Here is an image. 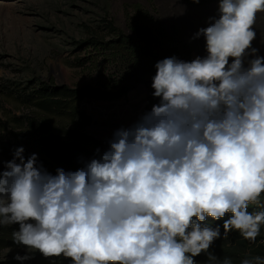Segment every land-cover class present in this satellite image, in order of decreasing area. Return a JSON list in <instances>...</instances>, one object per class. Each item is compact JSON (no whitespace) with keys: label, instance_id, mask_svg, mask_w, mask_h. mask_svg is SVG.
<instances>
[{"label":"clouds","instance_id":"obj_1","mask_svg":"<svg viewBox=\"0 0 264 264\" xmlns=\"http://www.w3.org/2000/svg\"><path fill=\"white\" fill-rule=\"evenodd\" d=\"M217 12L193 36L207 55L158 61L159 102L99 158L53 175L37 154L13 151L0 172V225H19L16 245L72 264H198L221 238L207 218L226 215L223 235L256 241L264 210L248 209L264 197V56L252 42L264 0H219Z\"/></svg>","mask_w":264,"mask_h":264},{"label":"rangeland","instance_id":"obj_2","mask_svg":"<svg viewBox=\"0 0 264 264\" xmlns=\"http://www.w3.org/2000/svg\"><path fill=\"white\" fill-rule=\"evenodd\" d=\"M217 10L218 2L190 7L181 0H0V85L47 78L57 85L98 89L96 84L102 77L97 69L82 71L63 65L65 59L72 61L75 54H80L73 41L85 37V26L95 28L104 20L111 21L126 32V24L139 21L140 12H148L163 23L167 32L186 46L192 60L197 56L204 57L207 55L205 39H193V36L200 28L208 26V18L217 16ZM254 30L256 38L252 47L258 50L257 55L264 56V13L258 14ZM164 54L171 57L166 52ZM252 58L248 56L245 63ZM4 108L15 116L28 114L27 110L19 109L14 103H5ZM110 109L86 96L80 103V110L84 115H90L91 119L85 115L68 128L96 141L109 142L119 128L112 127L107 132L98 127L95 116H106L111 113ZM22 135V146L28 155L37 154L38 160L42 161L40 164L53 175L58 167L49 162V149L55 144L82 145L77 139L67 136L47 139L38 135ZM248 210H264V197L260 204H250ZM239 236L233 238L221 233V238L212 244L207 253L202 252L194 259L198 264H221L225 258H230L232 264H241L246 258L264 257V226L255 242ZM209 254L216 259L209 260ZM17 255H27L29 260L44 258L50 264H72L70 258H45L38 251L29 252L23 245L2 249L0 264H21L15 258Z\"/></svg>","mask_w":264,"mask_h":264},{"label":"trees","instance_id":"obj_3","mask_svg":"<svg viewBox=\"0 0 264 264\" xmlns=\"http://www.w3.org/2000/svg\"><path fill=\"white\" fill-rule=\"evenodd\" d=\"M187 6L199 7L219 0H181ZM140 20L126 24V32L114 26L111 21L104 20L95 28L84 27V38L73 41L80 54H75L73 60L65 59L63 65L80 70H96L101 75L97 82L98 89L90 90L72 88L67 85H57L51 79L37 78L35 82L9 83L0 85V172L4 162L13 158V151L22 146L24 135H38L47 139H59L64 136L75 138L81 146L55 144L48 152V160L52 165L68 171H75L93 158H99L109 147L108 141H96L90 137L78 134L68 128L80 118L86 117L80 110V103L86 96L93 99H113L127 90L142 85L145 89L144 113L150 111L159 98L153 96L152 78L156 74L155 64L171 57L187 61L189 53L186 46L173 38L163 23L153 18L148 12L138 14ZM100 68V70H99ZM5 103H14L19 109L27 110L28 114L15 116L4 108ZM100 149V153L96 152ZM25 158L29 155L24 152ZM38 160V163H41ZM207 222L215 227L221 226L223 234V219ZM19 230L18 224L0 225V251L17 246L12 240V232ZM233 238L240 237L233 230L228 233ZM21 264H43L47 259H24ZM14 263V262H13ZM18 263V262H15ZM14 263V264H15Z\"/></svg>","mask_w":264,"mask_h":264},{"label":"crops","instance_id":"obj_4","mask_svg":"<svg viewBox=\"0 0 264 264\" xmlns=\"http://www.w3.org/2000/svg\"><path fill=\"white\" fill-rule=\"evenodd\" d=\"M145 94L144 87L137 85L135 88L127 90L117 98L94 99L101 106L111 108L110 114L103 117L101 114L95 116L98 127H103L108 132L112 127L127 128L133 125L144 114ZM85 115L91 119L90 115Z\"/></svg>","mask_w":264,"mask_h":264},{"label":"built area","instance_id":"obj_5","mask_svg":"<svg viewBox=\"0 0 264 264\" xmlns=\"http://www.w3.org/2000/svg\"><path fill=\"white\" fill-rule=\"evenodd\" d=\"M192 60V58L191 57H189V59L187 60V61H191Z\"/></svg>","mask_w":264,"mask_h":264}]
</instances>
